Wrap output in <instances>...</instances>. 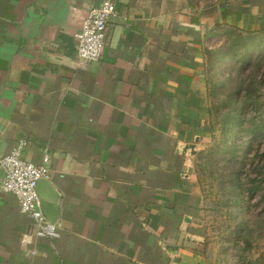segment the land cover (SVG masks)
<instances>
[{
    "label": "crops",
    "instance_id": "obj_1",
    "mask_svg": "<svg viewBox=\"0 0 264 264\" xmlns=\"http://www.w3.org/2000/svg\"><path fill=\"white\" fill-rule=\"evenodd\" d=\"M102 1L0 0V156L22 143L48 168L57 232L35 235L0 167V264H204L185 146L206 130L208 40L263 32L264 0H112L88 61L73 34Z\"/></svg>",
    "mask_w": 264,
    "mask_h": 264
},
{
    "label": "rangeland",
    "instance_id": "obj_2",
    "mask_svg": "<svg viewBox=\"0 0 264 264\" xmlns=\"http://www.w3.org/2000/svg\"><path fill=\"white\" fill-rule=\"evenodd\" d=\"M213 1L190 0L198 6ZM217 30L204 68L212 111L192 154L201 251L204 264H264V32ZM232 144L239 147L235 159H243L236 178ZM237 178L236 188L230 179Z\"/></svg>",
    "mask_w": 264,
    "mask_h": 264
},
{
    "label": "built area",
    "instance_id": "obj_3",
    "mask_svg": "<svg viewBox=\"0 0 264 264\" xmlns=\"http://www.w3.org/2000/svg\"><path fill=\"white\" fill-rule=\"evenodd\" d=\"M114 12L112 0H103L100 5L89 9L81 27L73 34L80 58L90 61L100 57L108 22ZM22 148L20 143L0 156V167L3 170L1 187L15 196L20 212L30 219L36 236L56 238L57 232L43 211L42 198L37 190L38 182L48 177V168L44 164L25 159ZM47 159L48 156L44 155L43 161Z\"/></svg>",
    "mask_w": 264,
    "mask_h": 264
},
{
    "label": "trees",
    "instance_id": "obj_4",
    "mask_svg": "<svg viewBox=\"0 0 264 264\" xmlns=\"http://www.w3.org/2000/svg\"><path fill=\"white\" fill-rule=\"evenodd\" d=\"M231 29H234V30H236V31H238V32H241V33H244V32H242V31H240V30H238V29H236V28H232L231 27ZM264 32V31H263ZM246 34H248V33H246ZM248 93H249V91H247V95H248ZM246 95V96H247ZM244 97V96H243ZM247 104V103H246ZM209 111H212V109H210L209 107H208V113H209ZM218 150V149H217ZM239 150V147H238V145L237 144H232V155H234L235 157H234V159L233 160H235L234 161V163H233V166L235 165V167H234V169H236L237 167H238V165H237V163H239L240 164V162L241 163H243V159H235L236 157H239L238 155H237V151ZM242 165V164H241ZM239 171H236L235 172V178L236 177H238L239 176V172H241V170H242V168H241V166H239L238 168H237ZM232 179H230V182H231V184L234 186V187H238V184H240V180L237 178V181H235V183H232Z\"/></svg>",
    "mask_w": 264,
    "mask_h": 264
},
{
    "label": "water",
    "instance_id": "obj_5",
    "mask_svg": "<svg viewBox=\"0 0 264 264\" xmlns=\"http://www.w3.org/2000/svg\"><path fill=\"white\" fill-rule=\"evenodd\" d=\"M193 144H188V145H186L185 146V149L186 148H191L192 149V153H194V149H193ZM39 183H40V181L38 182V184H37V190H38V192H39V189H38V186H39ZM54 197H56V195H54ZM49 207V203H47L46 201H43L42 200V208H43V211H44V213L47 215V208Z\"/></svg>",
    "mask_w": 264,
    "mask_h": 264
}]
</instances>
